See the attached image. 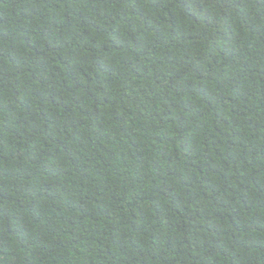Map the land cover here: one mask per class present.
Instances as JSON below:
<instances>
[{"label": "trees", "instance_id": "obj_1", "mask_svg": "<svg viewBox=\"0 0 264 264\" xmlns=\"http://www.w3.org/2000/svg\"><path fill=\"white\" fill-rule=\"evenodd\" d=\"M0 264H264V0H0Z\"/></svg>", "mask_w": 264, "mask_h": 264}]
</instances>
